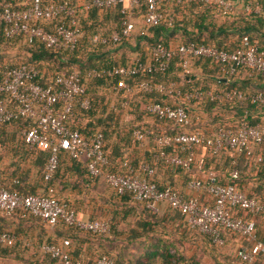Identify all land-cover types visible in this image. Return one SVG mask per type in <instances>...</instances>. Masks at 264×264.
<instances>
[{
	"label": "built area",
	"instance_id": "2783aa9c",
	"mask_svg": "<svg viewBox=\"0 0 264 264\" xmlns=\"http://www.w3.org/2000/svg\"><path fill=\"white\" fill-rule=\"evenodd\" d=\"M25 8H14L5 2L0 7V27L7 38L20 36L27 43L38 42L48 50L73 51L85 32L79 24L77 6H83L86 14L90 6L101 13L103 9L120 3L119 13L122 18L120 27L112 30L109 35L92 34L87 37L90 44L117 45L127 41L135 29V20L128 15L142 3L145 11L139 18L140 24L151 27L159 23L163 16L159 11V0H91L90 4L74 5L70 0L43 3V0H29ZM192 0H175V3ZM203 4H212L223 12L235 9L232 0H194ZM244 11L257 13L260 11L257 0H246L242 4ZM128 16V17H127ZM55 21L52 31L47 30L40 22L46 24ZM172 24V17L166 20ZM83 45H81V48ZM146 58L133 55L130 61L122 66H109L98 69L80 71L71 68L61 70L47 80L43 72L32 64L3 66L0 68V124L18 119L29 121V125L21 128L19 135L26 147L35 151H46L48 157L43 166L42 180L48 181L53 175L61 156L82 162L90 181L101 177L105 184L118 194H129L132 199L143 204L151 213H157L166 207L183 216L189 229L205 235L211 243L222 245L221 233H233L238 240L249 245H238L232 255L235 264L253 261L256 255L264 257V245L253 240L254 219L256 215L264 216V201L247 195L234 185L238 178L237 158L253 156V147L259 146L264 136V123L248 125L240 123L235 128H218L209 135L199 129L187 130L189 115L185 106L202 100H238L248 101L253 106L264 105V91H256L247 96L239 92L224 90H192L182 91L174 82L151 83L138 81L129 87L120 82L125 93L133 89L144 93L164 94L172 97V103L148 102L144 111L156 120H164L177 130L170 133H152L148 128L138 126L131 136L142 144L150 141L155 147L152 154L154 161H161L171 166H180L186 171L195 169L200 172L202 154L209 149L211 154L227 151L229 170L227 180L220 183L213 172L206 171L204 176L192 178L185 184L187 191L196 193L186 196L170 186L159 187L152 181L154 168L147 162H140L136 169L127 173L102 174L106 165L103 154V136L95 132L92 136L82 138L76 130L69 128L74 108H89V100L82 98L83 82L95 79L120 80L129 79L139 74L160 73L166 70L172 56H177L184 74L189 72V62L194 58L208 59L221 65L220 71L230 78L237 75L239 69L249 76L264 71V51L251 45L246 38L241 40L239 47L232 51L219 50L207 45L193 43L177 44L169 49L159 44L146 47ZM50 81V82H49ZM126 106L121 102L120 107ZM110 109L114 110L111 103ZM256 163L264 164V154L255 157ZM49 193L52 189L48 190ZM199 193H202L200 196ZM264 198V193L262 195ZM246 213L250 216L245 220L232 213ZM0 214L16 215L18 218H37L46 226L53 228L57 224L74 226L91 234H109L107 219H78L75 211L67 203L59 202L48 195H22L0 189ZM16 240L10 230L0 231V245L10 246ZM39 251L58 264H83L74 260L69 253V243L61 239L54 244H41ZM93 264H115L106 255L95 257Z\"/></svg>",
	"mask_w": 264,
	"mask_h": 264
},
{
	"label": "trees",
	"instance_id": "16d2710c",
	"mask_svg": "<svg viewBox=\"0 0 264 264\" xmlns=\"http://www.w3.org/2000/svg\"><path fill=\"white\" fill-rule=\"evenodd\" d=\"M61 0H43L47 2H59ZM74 5L76 4H90L91 0H70ZM8 2L14 8H25L29 5V0H0V7L3 3ZM260 11L253 13L251 11H244L241 9L240 13H236L235 9L230 12H223L218 7L212 4H203L198 1H181L175 3V0H164L159 2V11L163 16L162 20L154 26L145 27L140 24L138 30L133 32V35L127 40L122 41L117 45L111 44H90L87 42V37L92 34L109 35L111 31L107 27L108 24L114 22V30L119 29L120 21L123 16L120 15V3L103 9L98 13L97 9L90 6L86 14L83 13V6H77V16L79 24L85 34L79 40L77 46L73 51L68 50H48L38 42L27 43L24 38L15 36L7 38L0 27V45H15L19 41L22 43L19 49L21 56L13 61H4L0 63V68L3 66H16L19 64H32L43 72L45 84L49 78H52L61 70L69 71L71 68L85 71L87 69H98L109 66H122L127 64L133 55H139L141 59L146 58V47L159 44L164 49H169L172 43L185 44L193 43L195 45H207L219 50L232 51L239 47L241 40L246 38L251 45H255L258 49L264 51V33H261V28L264 25V2L257 0ZM145 11L142 3H139L131 12L129 16L131 19L140 18ZM172 17V24L168 25L167 18ZM128 17V16H127ZM47 30L52 31L55 26V21L46 24L40 22ZM104 30V31H101ZM81 45L83 47L81 48ZM135 50L132 54L131 50ZM118 53L120 55L118 56ZM219 63L212 62L208 59L194 58L189 62V72L184 74L180 66V60L177 56H172L165 71L152 74H139L129 79L120 80L118 77L110 79H95L88 82H83L84 93L82 98L89 100V108L84 110L79 107L74 108V114L69 122V128L76 130L82 138L92 136L95 132H101L103 136V154L106 158V165L101 169V173H127L129 170H135L140 162L149 163L154 170L158 167L171 169L174 171H181L187 176V180L195 178L197 171L190 169L184 170L180 166H171L164 164L161 161H154L152 154L155 152V147H152L144 159L139 157V142L132 136L131 132L134 128L142 126L148 128L152 133H170L177 128H173L168 122L164 120H156L153 116L144 111L145 105L150 102H165L164 94L144 93L142 91L133 89L130 93H125L120 87V82L126 83L132 87L135 82L147 81L151 83H169L180 82L183 85L178 86L182 91L192 90H210V91H235L244 96L252 94L256 91H264V88H257L249 90L241 88L236 85L234 78L236 75L227 78L221 71ZM200 68L203 76L212 75L211 78L200 79L194 75L192 69ZM241 69L238 70V72ZM237 72V73H238ZM218 75V76H217ZM219 76H221L219 78ZM50 82V81H49ZM104 87H110L114 97L122 98L114 105V110L110 109L111 103L108 105V110L105 115L98 104L108 103L104 95H98L97 92ZM125 99V100H124ZM130 99V100H129ZM129 103H133V118L129 116L128 129L121 130V120L115 116L118 108H127ZM121 102H126V106L120 107ZM172 103V101H167ZM192 108L193 117L190 120L192 113L189 111V105L185 106L186 112L189 115V124L185 127L187 130H206L210 133L218 128H235L240 123L253 125L255 123H264V117H252L245 115L239 117L238 110L250 111L257 108L264 109L263 106H253L248 101L238 100H202L196 102ZM205 117L203 118V115ZM196 117L198 120H196ZM152 121V124L150 123ZM153 121L167 123L169 126L163 130L158 125V130L153 126ZM191 121V123H190ZM30 123L24 119H18L9 123L0 124V134H4L7 130H13L17 134L5 137L11 142V152L15 156L14 160H9L10 165H4L0 169V189L15 192L22 195H48L55 198L59 202H65L72 208L75 213L76 209L71 198L65 193L79 194L80 191L85 193L90 190L99 188V184H104L102 189L104 194L101 197H90L92 202L98 203L96 213L90 219H108L109 234H91L84 230H79L74 226H67L64 224H57L54 228L60 239H66L69 243V253L72 259L80 260L77 254L72 253L71 249L77 247L78 243L96 241L100 248L96 251V256L106 255L111 258L115 264H191L193 257L185 260L183 256L184 248L191 246L192 254H204L210 259L218 263L220 254L218 252L222 247L229 245V239L236 238V236L228 231L221 233L223 239L222 245H215L211 243L209 238L205 235L198 234L191 230L186 225L184 218L178 212L172 211L169 208L160 209L157 213H151L144 208L143 204L135 202L129 194H118L110 189L101 177L90 181L88 173L82 162L66 157L59 161L57 168L48 181L42 180L43 166L48 157L46 151H35L28 149L24 145L19 132L21 128L28 126ZM264 140V136L262 142ZM261 142V144H262ZM256 147V146H255ZM199 155V150H197ZM11 154V156H12ZM201 162L202 167L199 173L202 177L206 171L213 172L220 183L227 180L229 170V159L227 151L223 149L218 154H211L209 149L203 151ZM262 152H253V156L245 158L239 156L247 165L253 167L255 177L264 175V164L256 163L255 157L261 156ZM25 162H29L34 169V183L27 185L25 178L28 173L22 172V167ZM13 165V166H12ZM11 166L10 172H6ZM238 167V178L234 181V185L243 190L247 195L254 196L264 201L262 197L264 193L263 184H256L254 188L244 189L243 184L247 183V177L244 169ZM73 172L76 174L74 175ZM76 176V177H75ZM98 180L102 182L98 183ZM152 181L159 187L173 186L169 183H159L155 175ZM185 182V183H186ZM52 189L49 193L48 190ZM174 189V188H173ZM232 213L247 220L250 216L246 213ZM38 220L37 218L21 219L16 215L3 216L0 214V223L7 220ZM254 219L253 240L264 245V230H257L256 226L260 222H264V216L256 215ZM45 224V223H44ZM127 227L124 232H120V225ZM46 225V224H45ZM1 230H10L5 226L0 225ZM11 231V230H10ZM13 232V231H12ZM14 233V232H13ZM15 234V233H14ZM120 235L125 236V243L131 244L135 240L142 242L143 258L144 260L132 261L130 256L126 257L123 251L126 248L122 247L117 239ZM15 242L10 246L0 245V257L7 256L15 248ZM56 240L45 241L41 244H54ZM40 244V245H41ZM39 245V246H40ZM245 245L249 243L245 242ZM244 245V246H245ZM121 246V247H120ZM129 246H127L128 248ZM128 250V249H127ZM128 252V251H127ZM41 254V253H40ZM127 258V259H126ZM132 261V262H131ZM40 262L47 264H58L55 259L49 258L47 255L41 254ZM194 264V263H193ZM228 264H235L232 259ZM246 264V263H242ZM249 264H264V257L256 255L253 261Z\"/></svg>",
	"mask_w": 264,
	"mask_h": 264
},
{
	"label": "crops",
	"instance_id": "0c3cea01",
	"mask_svg": "<svg viewBox=\"0 0 264 264\" xmlns=\"http://www.w3.org/2000/svg\"><path fill=\"white\" fill-rule=\"evenodd\" d=\"M235 5V11L236 13H240L242 9V4L246 0H232ZM264 2V0H263ZM261 33H264V25L261 28ZM176 43H172L170 47H174ZM192 72H194V75L198 76L200 79L206 78H211L213 77L212 75L209 76H203L201 74L200 68H197L195 70L192 69ZM218 76V75H217ZM221 76H219L220 78ZM234 82L236 83L237 86L241 88H246L249 90H255L257 88H264V71L257 75L249 76L246 71L240 70L237 75L234 78ZM177 86H182L183 83L182 81L180 82H175ZM165 97V102L167 101H172L173 98L169 96H164ZM196 103H190L189 105V111L192 113L191 118L194 116L192 112V108H194ZM237 115L239 117H244L245 115H251L252 117L258 116L259 118L264 117V109H253L250 111H245V110H238ZM205 117V114L203 115V118ZM196 120L198 118L196 117ZM152 124V121H150ZM191 123V121H190ZM155 129L158 130V125H153ZM139 157L140 159H144V156L146 153H148L150 150H152V143L150 141H145L142 144H139ZM253 152H262L264 154V140L262 144L259 146L253 147ZM201 152L199 151V155ZM244 162L242 161L241 158H237V168L240 166L241 168L244 167ZM245 171V174L247 177H251L252 180L247 179V183L243 184L244 189H252L254 188V185L256 184H263L264 186V175H260L258 177H255V171L253 170V167L246 166L243 168ZM22 172L23 173H28V177L25 178L27 185L29 186L33 184L34 182V169L30 166L29 162H25L22 167ZM75 175L76 173L73 172ZM154 175L156 180L159 183L163 184H171L175 190L178 192L182 193L183 195L186 196H195L196 193L187 191L185 188V182L187 180V176L182 173L181 171H174L171 169H166L162 167H158L154 170ZM199 173L197 172L195 174L196 177H200ZM76 177V176H75ZM102 182L101 180H98V183ZM91 192L85 193V191H80V193L74 194L72 193H65V195L69 194V197L71 198V202L74 203L75 209H76V216L78 219L85 220V219H90L93 214L96 213V207L98 206V203L92 202L90 200V197H101L104 194L102 193V190L100 188H96L93 190H90ZM202 193H199L198 195L200 196ZM165 208V207H163ZM161 208V209H163ZM0 225L5 226V228H9L11 231L15 233L16 237V243H15V248L11 251V253L7 256L0 257V264H47L44 262H40L41 260V254L39 251V245L41 243H44L45 241H51V240H56V243H58L61 239L57 234V230L55 228H50L46 226L42 221L38 220H7L3 221L0 223ZM256 229L259 230H264V222H260L256 226ZM229 245L237 247L238 245L243 246V242L238 240L237 238H231L229 239ZM78 250L76 249L77 247H74L71 249L72 253H75L78 255L80 258V261L83 262V264H93V261L96 257V251H99L100 248L98 246V243L96 241H91V242H83V243H78ZM245 245V243H244ZM247 246V245H245Z\"/></svg>",
	"mask_w": 264,
	"mask_h": 264
},
{
	"label": "rangeland",
	"instance_id": "374dc122",
	"mask_svg": "<svg viewBox=\"0 0 264 264\" xmlns=\"http://www.w3.org/2000/svg\"><path fill=\"white\" fill-rule=\"evenodd\" d=\"M164 0H159V2H162ZM135 20V29L134 31L136 32L138 30V27L140 26V21L138 18L134 19ZM107 27L109 28L107 30L108 31H112L114 30V22H111L110 24L107 25ZM104 31V30H101ZM133 31V32H134ZM133 35V34H132ZM22 43L19 41L18 43H16L15 45H0V63L4 62V61H13L15 59H17L18 57L21 56L19 49L21 48ZM135 50H131V54L134 52ZM120 55V53H118V56ZM175 83V82H174ZM99 93V94H98ZM98 95H104L105 99L108 100V103L101 105L100 103L98 104V107L102 112V115H105L107 113L108 110V105L109 103L113 102L115 104H117L119 101H122V98L118 97V99L116 97H114L112 90H110V87H103L100 89V91L97 92ZM125 100V99H124ZM130 100V99H129ZM128 100V107L127 108H118L117 112L115 113V116L118 117L119 120H121V127L120 129H128V119L129 116H131L133 118V103L131 105V103H129ZM153 123L155 125H159V127L163 130H165L169 124L167 123H162V122H157V121H153ZM203 132L204 135H209L210 133L206 132V130H201ZM162 133V132H159ZM164 133V132H163ZM16 135L17 133L14 132L13 130H7L6 132H4V134H0V169L1 167H3L4 165H10L9 160H14L15 161V156L12 154L11 152V147L12 144L11 142H9V140H7L5 137H8L9 135ZM12 154V156H11ZM65 156H61L60 161L62 159H64ZM13 166V165H12ZM12 167L9 166L6 172H10ZM99 188L102 190L104 189L105 185L99 184L98 185ZM108 220V219H107ZM124 227L125 229H127L126 226H124L123 224L120 225V232H124ZM125 236L124 235H120L119 234V238L117 239L118 243L126 248V251H123L127 256H130V258L132 259V261H140V260H144L143 256V249H142V242L139 240H135L134 242H132L131 244L125 243ZM241 242H243V246L245 241L241 240ZM120 246V247H121ZM127 246H129L127 248ZM236 247L231 246V245H226L224 247H222L221 249L218 250L219 254H220V258L218 260V263H216L214 260L210 259L207 255L204 254H192V248L191 246H188L186 248H184L183 250V258L185 260H188L189 257H193V261L191 264H228L229 260L232 259V255L233 252L235 250ZM128 249V250H127ZM128 251V252H127ZM127 259V258H126ZM131 261V262H132ZM183 264H185L183 262Z\"/></svg>",
	"mask_w": 264,
	"mask_h": 264
}]
</instances>
